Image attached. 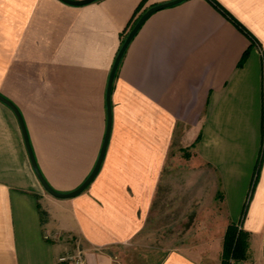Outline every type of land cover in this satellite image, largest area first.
<instances>
[{
    "label": "crops",
    "instance_id": "0c3cea01",
    "mask_svg": "<svg viewBox=\"0 0 264 264\" xmlns=\"http://www.w3.org/2000/svg\"><path fill=\"white\" fill-rule=\"evenodd\" d=\"M171 1L0 0V94L55 190L74 191L97 164L128 25ZM216 1L243 31L209 0L142 26L116 74L101 169L74 198L44 189L0 101V264H68L78 249L86 264H219L230 225L247 237L245 259L264 264V0ZM182 149L194 164L170 166Z\"/></svg>",
    "mask_w": 264,
    "mask_h": 264
},
{
    "label": "water",
    "instance_id": "95a60500",
    "mask_svg": "<svg viewBox=\"0 0 264 264\" xmlns=\"http://www.w3.org/2000/svg\"><path fill=\"white\" fill-rule=\"evenodd\" d=\"M61 1H63L64 3H66L68 5H72V6H85V5L94 3L98 0H61ZM184 1H186V0H174L171 2H167V3H163L160 5H156V6L151 7L150 9L146 10L139 17L138 21L136 22V24L134 25L132 30L127 35L123 45L121 46V48H120V50L116 56L113 68H112L110 76H109L108 87H107V96H106L107 97L106 99H107L108 124H107V131H106L104 144H103L99 159L97 161L95 168L93 169L92 173L90 174V176L86 179V181L80 187H78L74 191H71L69 193L59 192V191L55 190L48 183V181L45 179L44 175L42 174V172H41V170L37 164V161H36V158H35V155H34V152L32 150L30 140H29L26 125L24 123V120H23V117H22L20 110L16 107V105L12 101H10L6 97H4L2 94H0V101H2L4 104L9 106L14 111V113L16 114L18 121L20 123L21 129H22L25 144H26L32 165L34 167V170H35L42 186L51 196H53L57 199H62V200L74 198V197L78 196L79 194H81L82 192H84L89 187V185L93 182L95 177L98 175V173L101 169V166H102L105 154H106L108 142L110 139V134H111V129H112V102H111L112 89H113L116 74H117L118 69L120 67V64L122 62V59H123L128 47L130 46L131 42L134 40V38L136 37V35L138 34V32L140 31L142 26L146 23V21L154 13H156L160 10H163L165 8L175 6V5L180 4Z\"/></svg>",
    "mask_w": 264,
    "mask_h": 264
},
{
    "label": "trees",
    "instance_id": "16d2710c",
    "mask_svg": "<svg viewBox=\"0 0 264 264\" xmlns=\"http://www.w3.org/2000/svg\"><path fill=\"white\" fill-rule=\"evenodd\" d=\"M210 3L218 9L228 20H230L236 27L243 31L241 24L228 12L226 11L216 0H209ZM140 16L136 19L132 20L128 25L127 29L125 30L126 36L122 41V45L132 30L136 22L138 21ZM247 33V32H246ZM246 250H247V237L242 233L241 230H237L234 225H230L225 241H224V250H223V260H227L230 257L238 258V259H245L246 257Z\"/></svg>",
    "mask_w": 264,
    "mask_h": 264
},
{
    "label": "rangeland",
    "instance_id": "374dc122",
    "mask_svg": "<svg viewBox=\"0 0 264 264\" xmlns=\"http://www.w3.org/2000/svg\"><path fill=\"white\" fill-rule=\"evenodd\" d=\"M189 152H187L186 150L182 149V151H178V158L176 160H171L170 161V166H174V165H179L180 167H191L194 163L190 162V157H188V154ZM181 171V170H180ZM167 177H170V176H173V180H175L174 176L175 175H166ZM189 176L188 173H182L180 172L176 177H177V181H185L186 178ZM162 193L164 194V198L166 199H169V200H172L171 204H175L176 202V190L174 189H167V190H163ZM179 198H181V195L177 196ZM170 203V202H169ZM170 205V204H169ZM181 206L179 205L178 206V211L175 212V216H173V218H176L180 221V225L179 226H185L186 224H182V217H183V212H181ZM170 209V208H169ZM172 209H177L176 206H172ZM179 212V213H178ZM169 216V215H168ZM167 216H164V221L162 222L163 224V228H162V231H160V235L162 236L163 240L165 239H173V234H176L174 229L171 228L170 225H166L167 223H165V218ZM169 224V223H168ZM157 225V224H156ZM152 226H154V222H152ZM179 228V227H177ZM177 233H180V232H177ZM76 244H79V241H76ZM78 248V247H77ZM79 248H81L79 246ZM78 250H82V249H78ZM77 250V251H78ZM76 252V251H75ZM74 253V252H73ZM71 254V253H70Z\"/></svg>",
    "mask_w": 264,
    "mask_h": 264
},
{
    "label": "built area",
    "instance_id": "2783aa9c",
    "mask_svg": "<svg viewBox=\"0 0 264 264\" xmlns=\"http://www.w3.org/2000/svg\"><path fill=\"white\" fill-rule=\"evenodd\" d=\"M60 262L68 264H86L84 254L82 250H78L74 253L67 254L60 258ZM219 264H250L246 259H238L230 257L227 260H222Z\"/></svg>",
    "mask_w": 264,
    "mask_h": 264
}]
</instances>
